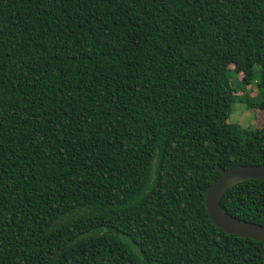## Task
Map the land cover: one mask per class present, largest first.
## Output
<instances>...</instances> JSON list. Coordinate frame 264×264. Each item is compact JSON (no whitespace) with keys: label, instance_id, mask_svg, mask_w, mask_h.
Segmentation results:
<instances>
[{"label":"trees","instance_id":"16d2710c","mask_svg":"<svg viewBox=\"0 0 264 264\" xmlns=\"http://www.w3.org/2000/svg\"><path fill=\"white\" fill-rule=\"evenodd\" d=\"M257 164L264 0H0V264H264Z\"/></svg>","mask_w":264,"mask_h":264},{"label":"water","instance_id":"95a60500","mask_svg":"<svg viewBox=\"0 0 264 264\" xmlns=\"http://www.w3.org/2000/svg\"><path fill=\"white\" fill-rule=\"evenodd\" d=\"M219 170L220 175L206 193V206L213 223L229 234L264 241L263 224L233 216L222 205L223 196L233 186L248 180H264V164L237 165Z\"/></svg>","mask_w":264,"mask_h":264},{"label":"rangeland","instance_id":"374dc122","mask_svg":"<svg viewBox=\"0 0 264 264\" xmlns=\"http://www.w3.org/2000/svg\"><path fill=\"white\" fill-rule=\"evenodd\" d=\"M259 69L260 66H256ZM241 77V76H240ZM237 81V80H236ZM236 81L233 78V85L236 84ZM250 88V87H249ZM252 95H256L258 90L257 87H252L248 89ZM243 92H238V94H242ZM258 115L256 112L252 111L250 108L247 107L245 103L242 102H234L232 106V113L228 119L229 122L232 123H240L241 125L249 128H254L255 124L258 120Z\"/></svg>","mask_w":264,"mask_h":264}]
</instances>
